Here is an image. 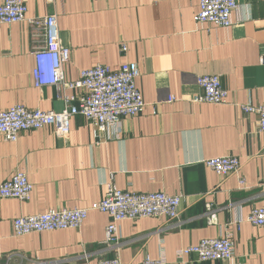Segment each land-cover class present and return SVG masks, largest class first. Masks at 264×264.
<instances>
[{
  "label": "crops",
  "instance_id": "0c3cea01",
  "mask_svg": "<svg viewBox=\"0 0 264 264\" xmlns=\"http://www.w3.org/2000/svg\"><path fill=\"white\" fill-rule=\"evenodd\" d=\"M19 1L27 18L55 15L61 45L70 51L67 81L95 65L136 64L146 107L101 140L79 116L65 138L51 127L22 133L16 143L0 138V185L23 172L33 186L26 202L0 199V264H97L116 255L121 264L146 257L223 264L179 261L177 253L226 234L234 243L233 263L264 264V228L247 222L264 206V134L256 115L241 110L264 104V0H235L229 29L195 24L198 0ZM35 42L27 23L0 25V111L63 110L55 88L34 87ZM204 75L220 78L227 104L190 102ZM170 97L175 101L168 103ZM221 157L237 158L239 173L223 177L204 166ZM109 183L121 191L180 196L179 225L171 229L164 218L122 222L117 254L103 245L109 217L97 212L79 230L13 235L15 219L87 208L104 198ZM208 206L215 225L207 222Z\"/></svg>",
  "mask_w": 264,
  "mask_h": 264
},
{
  "label": "built area",
  "instance_id": "2783aa9c",
  "mask_svg": "<svg viewBox=\"0 0 264 264\" xmlns=\"http://www.w3.org/2000/svg\"><path fill=\"white\" fill-rule=\"evenodd\" d=\"M93 1V0H89ZM199 12L194 17L197 25H214L223 29L231 27V16L236 10L235 0H198ZM27 23L35 39L32 50L34 69L32 80L34 87L56 89L57 98L63 103L61 112H42L28 110L23 106H14L0 111V138L7 143H16L20 134L39 131L47 127L54 130L57 138H65L70 131V122L75 117H82L93 129V137L101 140L110 129L118 128L122 119L133 118L145 110L140 92L136 87L139 76L136 64L122 65L118 70L95 65L78 73L75 81H67L64 67L69 62L70 51L62 47L59 30L54 14L41 18H27V7L19 0H5L0 5V25ZM126 51L125 46L121 47ZM196 85L200 94L191 98L193 104H227L228 93L215 75L197 77ZM170 97L168 103L174 102ZM241 110L257 117V131L264 134V104L259 107L245 105ZM100 143V142H99ZM204 166L219 176L236 175L241 164L237 158L221 157L204 161ZM239 187L245 182L239 180ZM33 186L27 174L15 173L0 185V199L29 200ZM180 196L164 193H136L121 191L109 183L104 198L84 209L49 210L41 214L21 217L12 223L13 235L23 237L46 232L79 230L91 212L109 217L104 231L103 245L115 250L121 247L119 224L125 221L164 218L171 222V229L180 223ZM209 225L216 224V213L210 206L206 209ZM247 222L257 228H264V206L252 210ZM193 257L197 262L233 263L234 243L230 234L218 239H204L197 245L180 250L177 259ZM84 260L88 254L82 256ZM97 264H121L118 255L112 259L102 258ZM140 264H166L163 258L152 260L146 257Z\"/></svg>",
  "mask_w": 264,
  "mask_h": 264
}]
</instances>
